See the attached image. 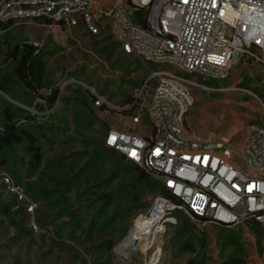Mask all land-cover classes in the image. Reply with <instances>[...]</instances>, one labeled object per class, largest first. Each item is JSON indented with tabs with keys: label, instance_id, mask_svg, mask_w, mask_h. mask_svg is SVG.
I'll list each match as a JSON object with an SVG mask.
<instances>
[{
	"label": "rangeland",
	"instance_id": "374dc122",
	"mask_svg": "<svg viewBox=\"0 0 264 264\" xmlns=\"http://www.w3.org/2000/svg\"><path fill=\"white\" fill-rule=\"evenodd\" d=\"M94 3L95 10L105 4L104 0ZM23 41L37 46L46 83L57 90L59 99L43 111L35 110L45 127L40 135V166L30 170L29 156L17 145L6 164L0 163V173L18 183L27 197L19 199L0 179V264H192L198 244H185L178 232L191 224L197 236L205 233L208 264L238 255L248 264H264V228L260 231L251 222L202 226L177 212L161 218L146 250H118L134 221L150 212L159 195L146 191L133 208L122 211L112 192L123 188L131 174L120 171L112 176L114 166L109 161L100 167V161L94 160L85 169L84 161L109 128L141 136L150 133L147 105L155 80L147 81L149 70L137 59L123 56L108 23L97 35H88L82 27L61 28L32 20L14 21L6 28L0 25V68L7 64L8 50ZM152 67L173 70L169 64ZM78 88L90 111L80 101L67 100ZM189 91L193 105L185 116L186 132L202 140H225L238 149L251 126L262 119L264 68L245 59L217 80L216 90L190 85ZM96 95L103 98L100 106L94 104ZM134 98L137 103L131 108ZM0 99L32 113L40 103L35 100L26 106L1 92ZM134 114L137 123L132 121ZM11 218H22L25 230L18 231Z\"/></svg>",
	"mask_w": 264,
	"mask_h": 264
},
{
	"label": "built area",
	"instance_id": "2783aa9c",
	"mask_svg": "<svg viewBox=\"0 0 264 264\" xmlns=\"http://www.w3.org/2000/svg\"><path fill=\"white\" fill-rule=\"evenodd\" d=\"M94 1L0 0V24L49 21L97 35L108 23L123 56L137 59L155 83L147 105L150 133L111 129L105 146L161 185L166 195L155 199L166 204L161 218L177 212L202 226L251 222L264 228V112L238 149L185 130L193 105L189 86L216 90L188 75L224 79L242 58L264 68V0H104L98 10ZM164 64L173 70L152 67ZM102 102L96 95L94 104ZM0 179L26 200L9 175L1 172Z\"/></svg>",
	"mask_w": 264,
	"mask_h": 264
},
{
	"label": "trees",
	"instance_id": "16d2710c",
	"mask_svg": "<svg viewBox=\"0 0 264 264\" xmlns=\"http://www.w3.org/2000/svg\"><path fill=\"white\" fill-rule=\"evenodd\" d=\"M12 20L1 23L3 28L12 24ZM50 24L49 21H45ZM62 28V27H61ZM108 37H106L107 40ZM118 43V42H117ZM119 46V44H117ZM114 47H116L114 43ZM114 50V49H113ZM7 65L0 68V92L10 96V98L18 103L26 106H32L36 99H42L44 104L36 103L33 107L35 110L43 111L47 107H51L59 94L56 89H52L46 82L45 66L41 60L39 50L36 45L30 41H23L19 46H15L6 53ZM242 58L240 61L245 60ZM247 61H251L246 59ZM9 64V65H8ZM207 81V80H206ZM207 83L211 87H217V80H208ZM136 86L135 83H133ZM7 91V92H6ZM74 95L67 97V100L80 101L87 111L90 108L89 103L83 95L81 89L74 90ZM95 101V99H94ZM137 103L136 98L130 103V107H134ZM100 106V105H99ZM87 111L83 113L82 118L87 120ZM89 113V112H88ZM134 116H136L134 114ZM37 115L25 109L15 107L10 102L0 99V163L6 164V157L13 152L14 147L21 146L23 151L29 156L27 167L30 170H36L42 162V150L40 144V135L45 127L37 120ZM111 129H107L102 140L93 144L89 157L84 161V168L87 169L94 160L100 161V167L104 166L105 161L113 164L114 169L112 176H118L120 171L130 173L131 179L123 186V188L112 192L116 198V205L122 206V211L133 208L144 195V193H156L158 195H166L161 185L153 180L144 170L133 162L126 160L123 156L111 150L106 153L108 148L105 146V137ZM110 150V149H109ZM112 159H117L114 164ZM14 178L18 182L19 177L14 174ZM16 185L19 186L18 183ZM15 198V197H14ZM15 200V199H14ZM15 202V201H13ZM8 208V207H7ZM18 213L22 214L19 209ZM10 221L16 225L18 231H24L25 227L22 218ZM73 221V218H72ZM198 223L197 221H193ZM199 224V223H198ZM256 229L263 230L259 224L252 223ZM195 226L185 225L180 227L178 231L184 237V243L187 245L198 244V253L192 264H208L206 257V236L202 232L198 236L194 232ZM220 264H248L244 257L231 256Z\"/></svg>",
	"mask_w": 264,
	"mask_h": 264
},
{
	"label": "bare ground",
	"instance_id": "6f19581e",
	"mask_svg": "<svg viewBox=\"0 0 264 264\" xmlns=\"http://www.w3.org/2000/svg\"><path fill=\"white\" fill-rule=\"evenodd\" d=\"M166 204L159 201L150 210L149 213L136 219L125 235L124 239L119 243L118 250L122 253L130 250H137L141 248L146 250L152 243V236L155 234L158 227L157 224L161 220V215L165 211Z\"/></svg>",
	"mask_w": 264,
	"mask_h": 264
}]
</instances>
